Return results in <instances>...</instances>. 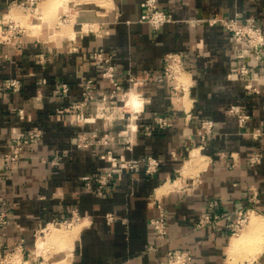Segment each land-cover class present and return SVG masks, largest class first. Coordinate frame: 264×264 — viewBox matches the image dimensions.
Wrapping results in <instances>:
<instances>
[{
  "label": "crops",
  "instance_id": "crops-1",
  "mask_svg": "<svg viewBox=\"0 0 264 264\" xmlns=\"http://www.w3.org/2000/svg\"><path fill=\"white\" fill-rule=\"evenodd\" d=\"M25 1L0 0L4 27L9 19L24 27L0 46V86L11 78L21 83L16 92L0 91V213H8L0 255L21 243L34 260L64 264H166L176 249L190 250L193 264H264L261 244L233 252L239 235L227 227L248 207L264 224V62L251 53L240 60L230 30L206 21L254 18L264 27V0H158L173 15L159 29L141 20L143 0H41L33 9ZM95 50L113 55L125 85L126 73L135 77L129 100L137 105L134 93L142 98L137 110L129 109L136 129L132 149L124 147L125 121L110 124L95 107L82 118L71 107L81 101L86 80L94 79L99 97L109 88ZM169 52L183 55L187 67L188 88L178 97L169 80H160ZM241 63L258 77V93L238 72ZM62 83L69 91L60 95ZM232 106L249 115L243 126L229 112ZM162 116L168 123L160 127L156 118ZM204 120L214 124L205 138ZM32 129L41 137L17 162L7 161L14 135ZM107 131L117 141L109 148L76 145L82 134ZM109 149L136 160L134 168L113 167ZM59 153L60 163L52 164ZM149 155L161 159L154 175L142 161ZM107 169L114 173L110 192L85 188L83 176ZM157 203L166 210L163 239L151 222L161 213ZM75 212L81 219L67 225ZM217 212L223 217L214 219ZM243 231L247 235L249 225Z\"/></svg>",
  "mask_w": 264,
  "mask_h": 264
},
{
  "label": "built area",
  "instance_id": "built-area-1",
  "mask_svg": "<svg viewBox=\"0 0 264 264\" xmlns=\"http://www.w3.org/2000/svg\"><path fill=\"white\" fill-rule=\"evenodd\" d=\"M41 0H26L23 5L25 7L32 8L35 7ZM143 8V13L141 16L142 21H147L151 23L154 29H159L165 23L173 20V15L164 9H161L158 4V0H143L141 3ZM206 21L210 25L221 24L227 27L233 38L235 39V47L239 50L238 58L240 60L247 57L250 53L259 63L264 62V27L256 22L254 18H247L244 23H239V21L235 18H225L221 15H215L206 19ZM4 20L0 17V46L2 44H8L13 42L17 36H19L23 31L24 27L20 25L15 20H7V27H4ZM242 44V45H240ZM113 55L106 53L102 50H95L93 52V59L101 65L102 68V77L107 79L113 86V92L115 94L116 90L121 89V82L119 77H117L115 72V66L112 62ZM163 76L160 80H176L177 85H172L173 91L177 93L180 89H184L182 84L179 81L180 74L182 70L186 69L185 61L183 55L176 52L166 53L163 57ZM238 72L246 81L247 87L254 92H259V88L255 85L254 81L258 79L256 75L253 74V69L247 63H241L238 69ZM179 75V76H178ZM126 81L128 83H134L135 77L132 73L128 72ZM21 86L20 80L17 78H11L6 80L1 86L0 91L9 90L16 92ZM96 89V84L94 79H88L85 81V88L83 92V96L85 98V103L88 102L89 95H91ZM69 91V85L67 83H62L59 88H57V94H64ZM75 106V105H74ZM74 109H78L82 112L81 117L85 118L89 114L93 113V110H90L89 107H73ZM138 107L135 109L137 110ZM230 113L236 115L238 117V122L240 126H243L246 121L249 119V115L245 114L241 111L239 106H232L229 110ZM188 117L191 116L190 113L187 114ZM156 122L160 127H163L168 123V119L166 117H157ZM110 124H113V120L109 121ZM213 121L212 120H204L202 121L203 131L201 133L202 137L205 138L208 135L213 133ZM126 139L124 141V147L127 149H132L135 143V128L129 125H126ZM130 130V133H129ZM149 128H147V132H149ZM42 135L40 129H32L27 132H19L16 133L13 137L12 147L5 154V159L9 162H17L22 154L23 148L25 146L31 145L35 143ZM116 135L113 132L107 131L105 133L93 132L90 134H82L77 139V147L79 148H90L95 145H103L107 148L116 144ZM62 154H57L50 161L52 164L57 165L60 163ZM107 157L111 161L113 167L121 168V169H132L134 168V164L137 162L136 160H127L124 154L119 155L118 157L113 155L111 150L109 149L107 152ZM254 160H257L258 157H253ZM145 163L146 172L149 175H154L161 165V159L156 156H147L142 159ZM113 178L114 173L111 169L104 170L95 175H85L82 177L84 181L85 188L94 191L98 195H104L111 191L113 187ZM252 201H255L252 199ZM157 206L160 208V215L151 220L155 235L157 238L163 239L167 234L166 227V210L163 205L157 203ZM211 208L213 210L218 209V203L214 202L211 204ZM254 207L243 208L238 211V216L236 219L230 221L227 224V227L230 229L231 234L240 233L245 225L248 222V219L252 212H254ZM223 215L218 212L213 216L214 219H220ZM109 220L112 219L110 215H108ZM81 216L79 213L75 212L74 216L70 221L65 220L64 222L69 225L73 223V221H79ZM206 220H211L212 216L208 215L205 217ZM8 222V213L3 211L0 213V226L5 225ZM59 222V221H58ZM203 223V220L201 221ZM25 249L20 243L15 250L9 251L4 255H0V263L5 262L6 264L13 261L14 264H64L62 261L50 260L45 257H41L38 260H34L31 255L25 254ZM21 252V257L17 254ZM18 256V257H17ZM20 257V258H19ZM166 264H193V255L190 250H182L176 249L169 251L168 260Z\"/></svg>",
  "mask_w": 264,
  "mask_h": 264
},
{
  "label": "rangeland",
  "instance_id": "rangeland-1",
  "mask_svg": "<svg viewBox=\"0 0 264 264\" xmlns=\"http://www.w3.org/2000/svg\"><path fill=\"white\" fill-rule=\"evenodd\" d=\"M163 66H164V63H163ZM101 70H102V68H101ZM186 70H187V67L184 71L182 70V73H184ZM115 72H116V69H115ZM181 74H180V76H181ZM116 75L120 79L121 89L116 90L115 94L113 92L114 86L107 80L108 81L107 85L109 86V88L107 86L108 90L106 92H104L103 94H101L100 97L96 95V90L98 89V87H96V89H94V92L91 95H89V99H88L87 103H85V98H84V96H82L81 101L76 102L75 106L73 105L71 107H89L90 110H93V108L95 107L94 114L96 113L98 115H101L102 117L106 118V120L108 122L113 120V123H115L116 120H123V121H125L124 126L126 128V125L129 123V109H136V108H134L135 106L129 105V103H128V98L131 96V94H133V92L131 89V85H129V83L127 81L126 82L128 84L127 85L124 84L125 82L123 80L125 78L124 77L121 78L117 72H116ZM169 81H170V83H172V85L178 84L176 82V80H174V79L169 80ZM177 91H178L177 93H175V92L174 93L178 97L182 94L183 91L180 88ZM134 94H135L136 98L138 99V102H141V98H142L141 95H138L136 93H134ZM79 114H82V112H79ZM92 114H90V115H92ZM11 147H12V143L10 145V150H11ZM4 157H5V155H4ZM252 217H253V219L256 217L254 213L252 214ZM252 217H251V219H252ZM259 225L261 226L260 228H258V227L252 228L253 226H249L248 233H250L251 231H253V233H254V234L251 233V235L249 237V239L252 242L251 243L252 245L250 247H252L255 244V248H256L257 244L264 241V227H263L264 224L259 223ZM60 228L65 233L67 232V231H65V230H67V228L64 225L61 226ZM241 233H245V231H243ZM242 235L243 234L239 235V238ZM254 240L255 241L257 240V241L254 243L253 242ZM17 254L18 255L20 254L19 256L21 257V252L17 251ZM0 264H6V261L1 262ZM8 264H14V263H13V261H11Z\"/></svg>",
  "mask_w": 264,
  "mask_h": 264
},
{
  "label": "bare ground",
  "instance_id": "bare-ground-1",
  "mask_svg": "<svg viewBox=\"0 0 264 264\" xmlns=\"http://www.w3.org/2000/svg\"><path fill=\"white\" fill-rule=\"evenodd\" d=\"M180 77H181V80H180ZM179 77V81H180V83L182 84V86L184 87V89H187L188 88V86H186L187 85V82H188V77H187V75H185L184 73H182L181 74V76ZM186 85H185V84ZM132 96V95H131ZM130 96V97H131ZM128 103H129V105H132V106H135L134 108H137L138 106H140V102L136 105L135 103L134 104H132L131 103V101L129 100V98H128ZM200 156L197 154V153H194L193 154V160H197L198 158H199ZM252 215V214H251ZM250 215V216H251ZM252 217V216H251ZM248 223V222H247ZM247 225H249V226H253L252 228H260L261 226L259 225V222H257V218L255 217L254 219H253V217H252V219L250 220V223L249 224H246L245 225V227H247ZM244 227V228H245ZM264 227V226H263ZM242 232V231H241ZM240 232V233H241ZM240 233H237L238 235H241ZM251 233H253V231H251L250 233H248L247 235H242L240 238H238V239H235L234 240V242H233V245H232V249H233V252H235V251H237V249H240V248H248V247H250L252 244V242H251V240L249 239V237H250V235H251ZM237 234H234V235H236V236H238ZM259 244H261L260 246H258V244H257V250L258 251H260L262 248H263V246H264V241L263 242H260ZM18 257V256H17Z\"/></svg>",
  "mask_w": 264,
  "mask_h": 264
}]
</instances>
